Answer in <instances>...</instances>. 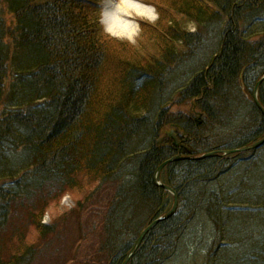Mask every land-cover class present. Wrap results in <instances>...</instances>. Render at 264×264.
I'll use <instances>...</instances> for the list:
<instances>
[{"label": "trees", "instance_id": "1", "mask_svg": "<svg viewBox=\"0 0 264 264\" xmlns=\"http://www.w3.org/2000/svg\"><path fill=\"white\" fill-rule=\"evenodd\" d=\"M101 1L0 0V234L25 214L49 241L3 245L0 264H34L57 244L63 225L46 224L45 211L74 191L85 201L63 220L97 211L96 241L67 264H123L174 204L155 183L163 163L185 154L160 145L167 127L193 157L264 138L253 98L264 77V0H154L158 22L140 27L160 58L109 36ZM258 98L264 107V81ZM184 102L190 111L175 115ZM161 180L178 210L128 264H167L184 242L189 264L202 245L199 264H264V145L170 163Z\"/></svg>", "mask_w": 264, "mask_h": 264}, {"label": "rangeland", "instance_id": "2", "mask_svg": "<svg viewBox=\"0 0 264 264\" xmlns=\"http://www.w3.org/2000/svg\"><path fill=\"white\" fill-rule=\"evenodd\" d=\"M112 2L109 4V6H106L105 4L107 2ZM121 0H102L101 5L103 9V15H102V25L105 28V31L107 34L111 37H113L115 40L121 41V42H128L134 47H143V49H140V53L143 56H150L154 54V58H160L159 52L153 48L154 45L151 47L149 43L146 40V37H144V33H142V30L140 28V23L148 22L150 24H156L158 22V13L156 9L151 5L154 0H136L138 3L142 4L144 7H150L152 9L151 13L153 15V20H150L149 18L145 16H139L138 14L134 13V17H132L130 20L134 21L138 25V29L136 31V34L133 35V38H127V37H116L109 33L107 31V12H115L116 7L120 3ZM162 0H155L156 3H160ZM106 11V13H105ZM183 26H185V20L183 21ZM191 29H193L192 26H190ZM189 27V28H190ZM214 35V33L206 34V36ZM208 51L205 50L203 54H205ZM162 57V56H161ZM190 111V106L185 105V102L182 105H177L176 107L172 108V112L175 113V115H182L185 117V113ZM171 127H167L160 140H165L169 135L172 133ZM178 141H181L179 138H177ZM172 142V139H171ZM164 143L161 142L160 145ZM85 193H82L80 191H74V192H66L62 197L61 201L58 203V201L51 205L50 208H48L45 211V223L51 224L56 223L57 226L60 224L63 225L61 227L59 232V240L56 242L57 244L52 243L48 246V248L40 254L39 259L34 264H67L73 260L75 256H79V259L90 255L91 252L94 251V248L92 244L96 241V237L94 236V224L96 223L98 217L96 216V212H90L88 215L86 214L83 218H79L78 213L73 214V217L66 218L63 220V215L65 213H69L70 211H73L75 209H78V203L84 202ZM84 200V201H83ZM105 196L101 195V198L96 199L95 208H101L104 204ZM93 209V208H92ZM24 216H17L15 220L13 221V224L9 227L7 232L5 234H0V255L4 256L3 253V245L7 246L6 248H10V251L13 249V252L16 251V249L19 246V241H23L24 244H30L35 245L38 248L46 247V245L49 243L48 240H44L42 237L39 236V234L34 231L33 228H30L29 222L23 220ZM68 222V223H67ZM199 226L195 225L196 228L199 230H202V224H198ZM204 226V225H203ZM83 238V240H81ZM82 241L79 250H76V246L78 243ZM89 241V242H88ZM85 242V243H83ZM183 249L178 254L176 258L168 262L167 264H189V254L185 256V242L183 243ZM199 248V250H198ZM197 248L198 251H194L195 253L192 255L195 257L197 264H199L202 254V249L204 248V245L199 246ZM5 252V251H4ZM202 262V260L200 261ZM75 264V263H73Z\"/></svg>", "mask_w": 264, "mask_h": 264}, {"label": "water", "instance_id": "3", "mask_svg": "<svg viewBox=\"0 0 264 264\" xmlns=\"http://www.w3.org/2000/svg\"><path fill=\"white\" fill-rule=\"evenodd\" d=\"M264 81V77L257 83V86L255 87V90H254V101L257 105V107L261 110L262 114L264 115V108L263 106L260 104L259 102V99H258V90H259V86L260 84ZM176 146H179L177 143H175ZM264 145V138L258 142H256L255 144L251 145V146H248V147H245V148H242V149H239V150H232V151H227L225 152L224 154H234V153H239V152H246V151H251V150H255L261 146ZM187 150V153L190 154V151L188 150V148H185ZM217 155V152H212V153H209V154H205L203 155L202 157L200 158H192L190 156H185V157H181V156H177V157H174L170 160H168L167 162L163 163L159 168L158 170L156 171V174H155V183L158 187H161L163 189H165L166 191L170 192L173 196H174V205L171 209V211L169 213H167L165 216L161 217V218H158L157 220H155L149 227H147L145 230L142 231V233L140 234V236L138 237L135 245L133 246L131 252L129 253V255L127 256L125 262L123 264H128V262L131 260V258L133 257V255L137 252V250L140 248L143 240L145 239V237L147 236V234L153 230L159 223L165 221V220H168L170 219L176 212L177 208H178V197H177V194L176 192L170 188L169 186L167 185H164L161 181V173L163 171V169L169 164V163H172V162H175V161H182V160H202V159H206V158H210V157H214Z\"/></svg>", "mask_w": 264, "mask_h": 264}, {"label": "bare ground", "instance_id": "4", "mask_svg": "<svg viewBox=\"0 0 264 264\" xmlns=\"http://www.w3.org/2000/svg\"><path fill=\"white\" fill-rule=\"evenodd\" d=\"M112 2H107L105 5L109 6ZM152 9L150 7H144L142 4L138 3L136 0H121L116 7L115 12H107V31L116 37H127L133 38L136 34L138 25L130 20L134 17V13L139 16H145L150 20H153V15L151 13Z\"/></svg>", "mask_w": 264, "mask_h": 264}, {"label": "flooded vegetation", "instance_id": "5", "mask_svg": "<svg viewBox=\"0 0 264 264\" xmlns=\"http://www.w3.org/2000/svg\"><path fill=\"white\" fill-rule=\"evenodd\" d=\"M173 132H174V131H173ZM177 136L179 137V135H178V134H177ZM172 137H174V136L172 135ZM183 137H184V136H183ZM181 144L183 145V144H184V142H182Z\"/></svg>", "mask_w": 264, "mask_h": 264}]
</instances>
